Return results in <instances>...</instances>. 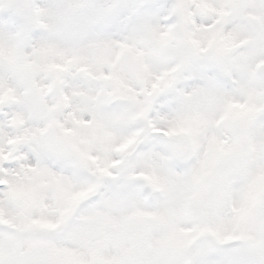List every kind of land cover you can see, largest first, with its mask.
<instances>
[{"label": "rangeland", "instance_id": "obj_1", "mask_svg": "<svg viewBox=\"0 0 264 264\" xmlns=\"http://www.w3.org/2000/svg\"><path fill=\"white\" fill-rule=\"evenodd\" d=\"M93 1L0 0V14L15 19L0 22V100L10 123L0 122V221L20 230L0 235V264L263 257L255 223L264 218V204L256 214L264 81L251 74L264 62V0H177L178 43L166 40L153 8ZM52 76L59 91L44 97ZM108 88L135 108L155 106L152 123L170 144L137 136L138 109L106 111ZM84 176L96 178L95 191ZM141 191L152 195L149 203ZM93 192L96 201L86 205ZM232 240L261 247L218 248Z\"/></svg>", "mask_w": 264, "mask_h": 264}, {"label": "water", "instance_id": "obj_2", "mask_svg": "<svg viewBox=\"0 0 264 264\" xmlns=\"http://www.w3.org/2000/svg\"><path fill=\"white\" fill-rule=\"evenodd\" d=\"M258 73L261 77L264 78V66H260L259 69H258Z\"/></svg>", "mask_w": 264, "mask_h": 264}]
</instances>
